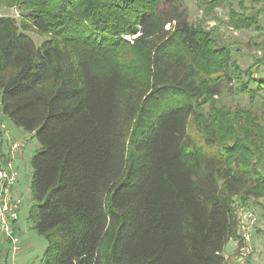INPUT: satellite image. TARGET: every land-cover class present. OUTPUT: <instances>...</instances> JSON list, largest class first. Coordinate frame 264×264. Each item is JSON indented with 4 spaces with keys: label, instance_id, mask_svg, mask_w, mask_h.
<instances>
[{
    "label": "trees",
    "instance_id": "1",
    "mask_svg": "<svg viewBox=\"0 0 264 264\" xmlns=\"http://www.w3.org/2000/svg\"><path fill=\"white\" fill-rule=\"evenodd\" d=\"M186 1L0 0L21 16L0 15V114L42 146L43 264H228L241 245L238 207L264 198V57L241 67ZM263 3L239 0L231 27L259 29Z\"/></svg>",
    "mask_w": 264,
    "mask_h": 264
},
{
    "label": "rangeland",
    "instance_id": "2",
    "mask_svg": "<svg viewBox=\"0 0 264 264\" xmlns=\"http://www.w3.org/2000/svg\"><path fill=\"white\" fill-rule=\"evenodd\" d=\"M184 7L187 22L217 29L220 44L230 45L233 52L237 51L236 56L241 67L247 68L253 65L255 60L264 57V11H262L259 29L238 31L231 27L229 19L232 7L240 11L239 0H223L221 5L214 7L208 17L205 15V4L203 5L199 0L186 1ZM257 8L263 10L264 3ZM0 15L13 17L18 22L21 19L20 12L16 8L0 7ZM29 35L38 46L44 41V38L36 33L30 32ZM259 69L261 72L262 68ZM223 102L232 107H251L249 97L243 94L227 95ZM261 102L259 98L256 106L259 113ZM0 133H2L0 134L1 151L6 161L3 166L4 170L7 169L12 146L17 145L18 147L14 158V171L17 177L10 195L13 201L18 203L17 218L11 221V229L18 238L17 246L19 247L18 252L14 253L11 241L6 235L0 234V264H43L48 242L44 236L37 233L30 221V210L33 206L31 158L42 146L35 133L17 127L8 118H3L1 114ZM250 209L257 215L258 224L253 235L252 252L247 264H264V198L260 200L258 207L252 206ZM237 248L234 240L226 245L224 254L228 255V264H234L236 261L239 255Z\"/></svg>",
    "mask_w": 264,
    "mask_h": 264
},
{
    "label": "built area",
    "instance_id": "3",
    "mask_svg": "<svg viewBox=\"0 0 264 264\" xmlns=\"http://www.w3.org/2000/svg\"><path fill=\"white\" fill-rule=\"evenodd\" d=\"M126 39L131 40L132 37L127 36ZM17 150V145H13L9 153L7 169L0 170V234L6 235L11 241L14 253L18 252L19 247L17 246L18 238L11 229V221L17 218L18 203L13 201L10 192L17 177L14 171V158ZM238 217L241 245L237 248L239 255L234 264H247L252 252V239L258 224V217L250 208L242 206L238 207Z\"/></svg>",
    "mask_w": 264,
    "mask_h": 264
},
{
    "label": "crops",
    "instance_id": "4",
    "mask_svg": "<svg viewBox=\"0 0 264 264\" xmlns=\"http://www.w3.org/2000/svg\"><path fill=\"white\" fill-rule=\"evenodd\" d=\"M1 149V148H0ZM4 156V155H3ZM3 156H0V159H2L3 158ZM4 158H5V156H4ZM1 165H3L4 166V162L1 164ZM14 192H15V189H14ZM14 197V196H13ZM235 243L237 244V246H238V242L237 241H235ZM225 255V254H224ZM227 256L228 255H225V257L227 258ZM227 262H229V261H227Z\"/></svg>",
    "mask_w": 264,
    "mask_h": 264
}]
</instances>
